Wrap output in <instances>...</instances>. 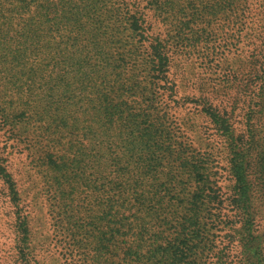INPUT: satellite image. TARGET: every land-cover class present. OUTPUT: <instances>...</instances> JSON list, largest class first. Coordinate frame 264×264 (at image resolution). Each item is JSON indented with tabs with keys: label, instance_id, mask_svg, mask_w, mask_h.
I'll return each instance as SVG.
<instances>
[{
	"label": "rangeland",
	"instance_id": "obj_1",
	"mask_svg": "<svg viewBox=\"0 0 264 264\" xmlns=\"http://www.w3.org/2000/svg\"><path fill=\"white\" fill-rule=\"evenodd\" d=\"M17 1L4 2L0 10V264H23L20 213L29 228L26 256L38 264H173L174 226L184 221L175 218L181 207L175 210L173 197L163 203L165 211L158 201L142 209L135 201L125 202L126 196L108 201L102 209L98 198L103 189L110 199L121 195L124 191L115 186L120 181L112 179V172L120 166L133 169L137 162L131 151L134 140L129 143L134 139L132 115L137 126L152 123L165 136L164 150L156 154L157 183L169 187L182 179L191 184L186 174L181 176L186 156L204 160L211 185L224 199L230 196L234 180L224 137L197 100L206 96L220 103L228 91L223 105L234 108L231 121L237 135L247 137L254 127L253 132L264 137V88L260 83L243 86L249 80L245 72L225 84L232 76L227 66L236 68L237 58L264 40V0H162L166 6L162 13L139 0V10L147 13V33L160 35L168 50V73L177 88L171 96L147 73V44L130 22L113 14L114 3L121 8L118 0H20L28 3L21 11L15 8ZM39 4L48 11H40ZM72 6L91 9L87 26H94V36H77L76 29H69L67 21L76 18L69 12ZM104 55L111 58V67ZM122 83L128 91L119 95ZM132 87L134 91H129ZM106 94L110 103L126 104L112 129L102 120ZM136 135L138 140L139 131ZM250 142L245 140L244 145ZM253 143L251 153L264 150L262 140ZM81 153L84 173L70 169L65 176L45 160L52 155L71 162ZM1 170L14 179L18 200L7 190ZM251 176L257 194L264 180L258 172ZM253 204L256 224L250 225V232L252 238L264 237V200ZM225 206L224 223L234 213L227 200ZM217 212L211 203L209 214L200 217L205 227L195 235V246L176 264H242L231 233L222 230L224 224L218 227ZM109 224L121 229L113 232ZM141 224L165 229L169 247L164 256L161 244L152 245L149 239L150 244L135 253ZM150 248L155 252L148 260Z\"/></svg>",
	"mask_w": 264,
	"mask_h": 264
},
{
	"label": "trees",
	"instance_id": "obj_2",
	"mask_svg": "<svg viewBox=\"0 0 264 264\" xmlns=\"http://www.w3.org/2000/svg\"><path fill=\"white\" fill-rule=\"evenodd\" d=\"M6 1L9 0H0V10ZM118 1L121 8H116L117 5L114 3L115 5L112 10L115 12L113 14L118 17V20L126 19L130 22L132 31L136 33L139 36V40L146 43L149 48V58L146 61V68L148 69L147 73L150 79L152 78L153 80L161 82L170 96L175 94L177 88L175 82L170 79L168 73L170 57L163 39L158 34L149 35L147 33L149 29L146 26L147 13H143L139 10V0ZM161 1L162 0H146L148 5L151 4L155 6L154 10L156 12L162 13L166 11V6L164 2ZM27 4V2L26 4H22V2L18 0L15 8L21 11L22 8L28 7ZM124 5L129 7L125 8ZM38 8L42 12L48 11L43 4H39ZM70 9L69 12L76 18L72 19L73 22L71 23L67 21L69 29H76L75 32L77 36L84 33L91 37L94 36L96 34L93 32L94 26H87L88 16L92 12L91 9L85 7L84 10H81L77 6H72ZM80 15L86 18V20L82 21ZM96 51L103 55L101 48H96ZM104 61L107 67L112 66L110 57L104 55ZM235 63L237 64L236 68H231L232 64L227 66L228 72L231 73L232 76L226 78L225 84L231 80H237L240 73L245 72L247 76H249L250 81L248 80L243 86L251 85L252 87L260 83L261 89L264 88V40L259 42V46L256 45L252 47L248 54L238 57ZM125 86L124 83L119 85L117 88L119 95H123V93H121L123 91H128ZM224 87L227 88V85H224ZM228 88H230V86H228ZM129 91H134V87L130 88ZM227 95L228 91L222 93V98L219 101L220 103H214V98L212 99V97L206 96L197 100V103L203 104V114L214 124L217 132L224 137L227 146L228 168L234 180L232 193L227 199H224L219 190L214 188L211 182H209L210 176L206 173L205 163L202 159L191 161L188 157L184 156L181 161V176L184 178L186 174L191 184L184 183L182 179H180L178 184L169 187L166 183H157L160 161L157 159L156 154L159 150H164L166 145L164 141H166V139H164V134L161 135L158 128L152 123H145L146 125L144 127H140L141 125L137 126L138 119L136 115L129 117V122L134 126L132 132L134 139L132 138V141L129 143H133L134 140L131 151L137 154V162H135L133 169L120 166L117 170L112 172V174L114 173L112 179L115 177L114 180L120 181L118 184L115 182V186L122 189L124 192L118 197L110 199L105 195V189H103V193L101 192L103 197L98 198V202L102 209L108 205V201H119L126 196L125 202L130 203L131 201H135V204L139 205L142 209H145L148 204L158 201V203H160L159 209L165 211L166 206L163 203L167 202L170 197H173L175 202L172 203V206L175 207V210L181 207L180 211H176L175 218L178 221L184 220L174 226L176 236L175 242L172 245L173 249L170 251V253L174 255L173 264H176L175 262L184 261L188 251L191 250L189 248L195 246V235L198 236L200 229L205 227L202 226V221H199L200 217L203 214H209L211 211V203H215L218 209V212L214 213L220 218L218 227L220 228V224H224L222 230L227 228L231 233L232 240L239 246L242 254V264H264V237L256 235L257 238L255 236L252 238L250 232V225L256 224V209L253 203H256V201L260 203L264 200V195H262L264 188H260V190H258L259 193L255 194V184L251 176L258 172L260 178L264 180V150L260 153L254 152L253 154L250 152V149H252L254 145L253 142H258L260 140L264 142V137L260 139V137L253 132L254 127L250 130L251 135L247 137L243 134L237 135L231 121L234 108L228 109L226 105H223L225 104L224 101L228 100ZM248 96L250 100V98H252L250 97V92ZM104 101L102 105V120L107 126V129H112L116 120L121 117L120 112L123 113V110L121 111L122 106L124 107L126 104L123 102L115 104L110 103L108 95ZM249 116L253 118V116H255L254 112H251ZM249 119L251 118L249 117ZM138 131L139 139L136 140V133H138ZM158 139L163 140L160 142ZM245 140H251L253 142H250L247 147L244 145ZM81 156L82 153L75 155V158L71 162H66L64 157H60L57 160L52 155H47V159L45 160L53 169L67 176L71 173L70 169L72 171L84 173ZM1 174L13 200H18V191L14 179L8 171L1 170ZM168 181L174 182L175 180L168 177ZM61 184L62 183H60V185ZM125 189L128 190L125 191ZM115 194L117 193L115 192ZM226 200L234 213L233 216H230L231 219L224 223L221 217L227 215L225 206ZM126 206H128V204ZM26 219L25 215L20 213L17 221L18 231L20 232L23 244L21 249V253H23L22 262L23 264H38V262H33L26 256V249L30 247L28 243L29 228ZM193 219H196L197 222H194ZM96 224L97 222H95V226ZM227 224H229V227H225ZM122 225L123 223L120 226ZM108 228L113 232L114 230L118 231L121 229V227H116V225L111 224L108 225ZM139 229V233L135 237V253L140 254L144 244L151 243L155 246L161 244V247L164 248V251L161 250V255L164 256L167 246L169 247V242L167 244V241H165V229L162 228L159 230L158 226H148L147 224H141ZM151 230H153V232L148 236ZM148 239L150 243H146ZM252 242L257 243L256 245H252ZM154 252L155 248L147 250L148 260L153 259L152 256ZM139 264L144 263L139 261Z\"/></svg>",
	"mask_w": 264,
	"mask_h": 264
}]
</instances>
